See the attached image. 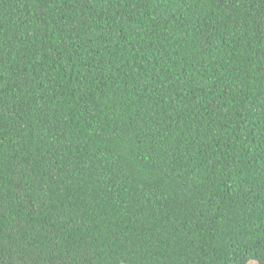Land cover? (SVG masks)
Returning <instances> with one entry per match:
<instances>
[{
  "label": "trees",
  "instance_id": "obj_1",
  "mask_svg": "<svg viewBox=\"0 0 264 264\" xmlns=\"http://www.w3.org/2000/svg\"><path fill=\"white\" fill-rule=\"evenodd\" d=\"M0 264H264V0H0Z\"/></svg>",
  "mask_w": 264,
  "mask_h": 264
}]
</instances>
